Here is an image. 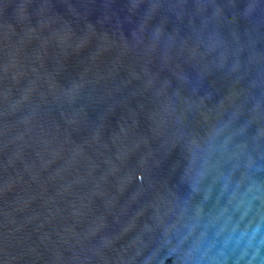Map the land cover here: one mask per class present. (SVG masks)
<instances>
[{
  "label": "water",
  "instance_id": "obj_1",
  "mask_svg": "<svg viewBox=\"0 0 264 264\" xmlns=\"http://www.w3.org/2000/svg\"><path fill=\"white\" fill-rule=\"evenodd\" d=\"M0 264H264V0H0Z\"/></svg>",
  "mask_w": 264,
  "mask_h": 264
}]
</instances>
